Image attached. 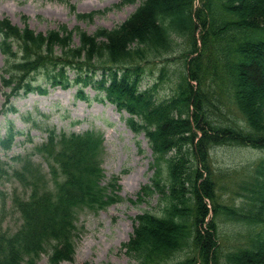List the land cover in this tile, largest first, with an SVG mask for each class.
<instances>
[{
    "label": "trees",
    "instance_id": "16d2710c",
    "mask_svg": "<svg viewBox=\"0 0 264 264\" xmlns=\"http://www.w3.org/2000/svg\"><path fill=\"white\" fill-rule=\"evenodd\" d=\"M199 1L195 8L196 0H143L111 30L100 28L90 35L78 28L79 45L64 25L43 34L0 20L6 58L2 84L10 89L8 103L21 92L44 93L33 82L41 72L53 86L93 85L133 116L134 131L146 133L157 168L153 186L165 207L159 214L146 211L137 217L125 244L137 264H264V157L242 167L245 175L236 184L242 203L237 206L218 194L209 153L222 145L264 149V0ZM94 14L78 16L92 19ZM177 53L166 59L157 81L141 90L145 65ZM98 69L102 78L94 81ZM165 84L167 97L159 94ZM12 138L10 131L1 145L8 147ZM101 146L94 135L67 137L51 131L31 154L17 158L21 166L11 176L30 193L26 200L14 195L24 224L14 234L0 235V264H37L45 246H53V264L71 257L75 211L118 200L108 194L115 184L101 185ZM35 154L49 163L52 178L62 176L54 189L42 165L32 160ZM142 192H152V185ZM207 199L214 217L205 227ZM223 217L236 225L234 240L239 241L227 253L218 239L217 219Z\"/></svg>",
    "mask_w": 264,
    "mask_h": 264
},
{
    "label": "rangeland",
    "instance_id": "374dc122",
    "mask_svg": "<svg viewBox=\"0 0 264 264\" xmlns=\"http://www.w3.org/2000/svg\"><path fill=\"white\" fill-rule=\"evenodd\" d=\"M65 1L74 5L76 12L72 11L70 5L60 0H0V19L8 18L21 27L27 24L31 29L42 33L65 25L70 30L79 27L94 34L99 28L112 29L123 23L140 4V0L135 4L121 7L115 5L123 0ZM92 12L102 13L97 14L92 21L80 20L77 17V14ZM165 58L164 56L157 64L146 70L143 89L154 84ZM3 64L4 56L0 51V76ZM37 81L44 83L41 76ZM165 86L166 84L161 87L160 96L167 92ZM3 91L0 78V137H5L10 123L17 133L10 151L5 152L0 145V156L8 165L15 164L13 157L32 151L33 146L44 141L50 129L68 134L94 130L105 136L103 181L104 185H108L115 177L119 178L120 189L117 196L120 200L103 210L86 209L78 214L79 238L76 255L73 261H64L61 264H135L121 251V247L132 235L137 215L144 211H152L155 214L160 212L157 193L144 197L141 202L138 201L141 188L151 183L154 175L151 168L153 153L144 134H135L127 126L125 120L127 115L121 114L116 106L104 99V94L92 88L85 90L88 98L83 101L77 96V87L68 90L48 87L46 95L32 93L14 99L7 113ZM13 108L16 111H13ZM252 157L253 154L248 149L242 148L219 147L213 151V162L221 171L240 168L248 164ZM35 161L40 162L39 157L35 156ZM8 165L5 168H8ZM43 166L47 170V165ZM232 178L224 181L229 191L218 190L225 203L232 202V191L236 187L230 182ZM0 191L6 197V208L2 211L0 195V217L4 214V227L12 232L20 226L21 219L12 211L11 199L16 193L26 196L25 189L15 179L1 174ZM223 220H219L221 229L219 240L222 253H226L239 241L234 240L236 235L231 234L227 228L229 224ZM40 264H49L47 255L43 256Z\"/></svg>",
    "mask_w": 264,
    "mask_h": 264
}]
</instances>
